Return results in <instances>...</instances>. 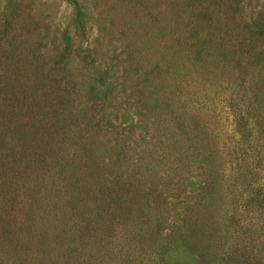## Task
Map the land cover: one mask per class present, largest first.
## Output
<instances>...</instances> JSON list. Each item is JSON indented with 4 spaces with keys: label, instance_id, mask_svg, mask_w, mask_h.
<instances>
[{
    "label": "rangeland",
    "instance_id": "obj_1",
    "mask_svg": "<svg viewBox=\"0 0 264 264\" xmlns=\"http://www.w3.org/2000/svg\"><path fill=\"white\" fill-rule=\"evenodd\" d=\"M262 199L264 0H0V264H264Z\"/></svg>",
    "mask_w": 264,
    "mask_h": 264
},
{
    "label": "trees",
    "instance_id": "obj_2",
    "mask_svg": "<svg viewBox=\"0 0 264 264\" xmlns=\"http://www.w3.org/2000/svg\"><path fill=\"white\" fill-rule=\"evenodd\" d=\"M133 174H134V172H133ZM134 175L135 176H133V175L130 176L129 174H127L125 177V181L129 182V183H133L135 181V179L137 180L136 174H134ZM179 189H180V186L178 184V190ZM213 190H216V182H213V180H209L208 184L206 183V181L204 182V186L200 188V192L198 193V197H200L199 199H200L201 205L204 206L205 209H207L209 211V213H207V217H205L206 225L204 228L207 231H209V229L214 228V225L218 222L215 213L218 209L219 204L217 202L219 201V199L214 197V191ZM151 192L148 193V195H152ZM156 192L158 195H161V197H163L164 202L167 200V198L164 197L165 194H163V192L158 191V190H156ZM164 193H165V191H164ZM262 200H264V199H262ZM211 220L213 221L212 225L209 224ZM89 225H90V223H89ZM225 226L227 227L226 230L230 227L229 225H225ZM83 229H84V227H83ZM215 238H216V240L218 239L220 242V236L219 235H217V237H215Z\"/></svg>",
    "mask_w": 264,
    "mask_h": 264
}]
</instances>
